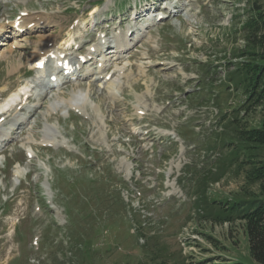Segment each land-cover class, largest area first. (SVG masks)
I'll list each match as a JSON object with an SVG mask.
<instances>
[{"label":"rangeland","instance_id":"374dc122","mask_svg":"<svg viewBox=\"0 0 264 264\" xmlns=\"http://www.w3.org/2000/svg\"><path fill=\"white\" fill-rule=\"evenodd\" d=\"M98 2L101 18L86 14ZM135 2L0 0V28L22 12L58 14L25 36L63 28L56 42L78 45L103 35L96 19L110 35L128 26ZM174 2L170 19L149 15L120 35L131 48L108 52L110 79L87 65L50 86L28 42L0 46L1 111L21 85L33 96L0 123V264H259L244 215L264 199L246 181L264 147L239 130L261 127L264 103L245 102L255 73L240 66L264 61V0ZM108 9L123 12L104 19Z\"/></svg>","mask_w":264,"mask_h":264},{"label":"trees","instance_id":"16d2710c","mask_svg":"<svg viewBox=\"0 0 264 264\" xmlns=\"http://www.w3.org/2000/svg\"><path fill=\"white\" fill-rule=\"evenodd\" d=\"M248 65L243 63L240 67L241 71L255 73V75L249 77L251 81L248 80L245 84V93L247 94L245 102L250 107L264 103V61H259L258 64L250 62ZM230 79L234 81L233 77ZM239 133L245 144L248 143L246 147H264V121L261 127L241 128ZM246 181L251 184H257L260 193L264 196V159L252 164L247 171ZM262 200L259 206L246 211L247 213L244 215V219L247 221L251 254L259 264H264V199Z\"/></svg>","mask_w":264,"mask_h":264},{"label":"bare ground","instance_id":"6f19581e","mask_svg":"<svg viewBox=\"0 0 264 264\" xmlns=\"http://www.w3.org/2000/svg\"><path fill=\"white\" fill-rule=\"evenodd\" d=\"M57 18H59L58 14H54V15L47 14L46 16L45 15L44 16L43 15H38V16H33V15H30L29 16L28 15L26 17H20L19 24L17 25V23L14 22L13 27H21V28H25V29H28L29 26H36V27L43 26L44 27L50 21H52L54 19H57ZM2 30H3V27L0 28V32ZM22 34L21 35H18L17 37H13V39L11 41H8V38L6 40L5 39H1L0 40V45L1 46H3V45H6L7 46L8 44H10V42H12L11 45H10V51H12L13 50V47L22 46V42H28L30 45H32L33 52L28 57L27 60L29 62H31L32 66H36L38 64L39 60L45 59V56L48 55V53L52 50L49 47V43L55 41L56 35H54V33L53 34H50V35H41V34H38L36 36H39L40 38L39 39L32 40L29 37H26L25 36L27 33L24 34V35H22ZM0 35H3V34H0ZM23 36H25V37H23ZM8 37L11 38L10 36H8ZM67 41H70V40H67ZM21 65H23V64L20 63L19 65H17V64L14 65L13 66V69H12L13 72L15 70L18 71ZM28 89H29L28 86L27 87H24L22 89V91L25 92L26 94H25V97H21V99H20L21 102L20 103L17 102L16 104H14L12 106H9L10 103H8V105L6 106L7 108L3 109L0 112L1 113L0 114V118L8 117V115L9 114L11 115L12 111H14L15 109H18L20 107H23L22 105L25 102V100H28V98L30 97V94H29V90Z\"/></svg>","mask_w":264,"mask_h":264}]
</instances>
